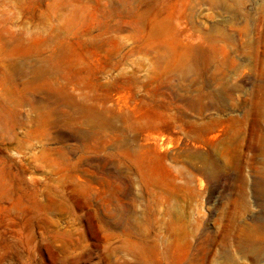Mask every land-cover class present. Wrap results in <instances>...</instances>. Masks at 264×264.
<instances>
[{
	"label": "rangeland",
	"instance_id": "374dc122",
	"mask_svg": "<svg viewBox=\"0 0 264 264\" xmlns=\"http://www.w3.org/2000/svg\"><path fill=\"white\" fill-rule=\"evenodd\" d=\"M149 2L0 0V264H264V0Z\"/></svg>",
	"mask_w": 264,
	"mask_h": 264
},
{
	"label": "bare ground",
	"instance_id": "6f19581e",
	"mask_svg": "<svg viewBox=\"0 0 264 264\" xmlns=\"http://www.w3.org/2000/svg\"><path fill=\"white\" fill-rule=\"evenodd\" d=\"M140 4H144L147 0H137ZM189 1V0H188ZM204 2H208V3H213L215 5H220L222 6L224 9L226 10H230V6H232V9L236 10L237 6H241L242 4H245L246 2H249L250 0H201ZM151 2V3H150ZM149 2V6H148V10L152 11L154 8H156L157 6H159L160 0H150ZM112 5V4H111ZM212 5V4H211ZM230 12V11H228ZM232 12H230L231 14ZM142 15V14H141ZM140 15V16H141ZM246 17L248 18V15H244L243 18ZM236 19V18H235ZM146 28V27H145ZM146 30V29H145ZM150 33L152 35L151 38H155L157 39L158 43H161V34L162 31L155 26L154 24H151L150 26ZM231 35V34H230ZM157 37V38H156ZM159 38V39H158ZM225 38L226 39H230L229 36H227V34H225ZM225 40V39H224ZM217 41V40H216ZM226 41V40H225ZM227 42V41H226ZM229 42V41H228ZM234 42V40H233ZM225 49V48H224ZM230 54V53H229ZM202 56V51H198L194 49V52H189L188 54H185L184 51L183 53H178L176 54V59L175 61L181 66V68H185L186 66L190 65L189 68H191V70H195L197 69L199 66V60L200 57ZM160 58V57H159ZM164 59V58H163ZM173 59V58H172ZM210 59V58H209ZM211 60V59H210ZM159 62H162L159 61ZM261 64V63H260ZM179 66V67H180ZM258 66V65H257ZM262 67V66H261ZM190 70V69H189ZM221 71V70H220ZM256 71V70H255ZM217 72V71H216ZM258 74V73H257ZM253 87H254V91L253 94L257 95L260 100L256 103V124L258 126L259 129L263 130L264 126L262 124L261 119L264 118V84L261 81V79L259 77L255 78L253 80ZM236 121V120H235ZM246 126V125H245ZM242 136V135H241ZM264 153V152H263ZM214 166V165H213ZM183 226V225H182ZM185 226V225H184Z\"/></svg>",
	"mask_w": 264,
	"mask_h": 264
}]
</instances>
